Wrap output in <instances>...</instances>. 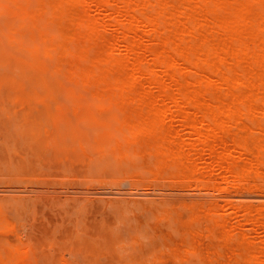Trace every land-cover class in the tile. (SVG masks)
<instances>
[{"label": "bare ground", "instance_id": "bare-ground-1", "mask_svg": "<svg viewBox=\"0 0 264 264\" xmlns=\"http://www.w3.org/2000/svg\"><path fill=\"white\" fill-rule=\"evenodd\" d=\"M0 34L10 49L29 50L35 64L42 54L58 76L82 84L74 92L82 104L121 116L112 142L121 158L142 150L153 181L166 177L225 199L224 207H196L179 225L183 257L199 255L206 235L219 244L216 256L230 255L228 264H264V234L243 228L264 233V203L233 204L228 195L264 189V0H0ZM24 252L0 260L23 264Z\"/></svg>", "mask_w": 264, "mask_h": 264}, {"label": "rangeland", "instance_id": "rangeland-1", "mask_svg": "<svg viewBox=\"0 0 264 264\" xmlns=\"http://www.w3.org/2000/svg\"><path fill=\"white\" fill-rule=\"evenodd\" d=\"M3 39L1 36L0 223L3 221L4 225L0 224V253L30 252L23 264L231 262L229 254L216 256V251H221L219 244L206 235L201 237L199 255L191 258L182 255L187 234L179 225L196 207H224L227 204L224 198L219 200L216 195L213 200L210 197L215 194L213 191L195 189L194 184L182 188L166 177L153 181L148 173L151 161L142 150L136 156L121 158L112 146L121 137L117 128L121 116L105 110L100 114L97 106L82 104L87 100L74 96V92L83 91V85L80 87L76 81L58 76L52 59L44 55L42 58L41 54L40 63L35 64L29 50H11ZM125 181L129 187L124 185ZM259 182L263 184L264 180ZM263 190L231 189L228 195L238 201L228 198L233 204L242 201L257 207L264 203ZM148 191H152L151 198ZM198 191L201 195L207 193L211 200L205 196L206 200L200 199ZM127 192L131 194L129 198L125 197ZM153 192L157 193L156 197ZM114 193L123 195L114 197ZM186 194H190L188 199ZM160 195L166 196L161 199ZM250 195L256 197L250 199L258 202L248 200ZM165 211L166 217L162 215ZM233 222L231 219L229 224ZM196 226L205 230L207 224L201 221ZM249 227V224L243 225L254 237H263L261 230L253 233ZM6 229L8 232H1ZM153 252L157 254L154 256ZM0 264L5 263L0 260Z\"/></svg>", "mask_w": 264, "mask_h": 264}]
</instances>
